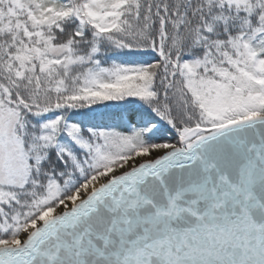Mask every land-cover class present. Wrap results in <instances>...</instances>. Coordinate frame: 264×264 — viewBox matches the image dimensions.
Instances as JSON below:
<instances>
[{
  "label": "snow or ice",
  "instance_id": "obj_1",
  "mask_svg": "<svg viewBox=\"0 0 264 264\" xmlns=\"http://www.w3.org/2000/svg\"><path fill=\"white\" fill-rule=\"evenodd\" d=\"M0 264H264V0H0Z\"/></svg>",
  "mask_w": 264,
  "mask_h": 264
}]
</instances>
